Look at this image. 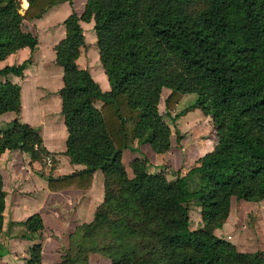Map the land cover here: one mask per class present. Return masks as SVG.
<instances>
[{
	"label": "trees",
	"instance_id": "1",
	"mask_svg": "<svg viewBox=\"0 0 264 264\" xmlns=\"http://www.w3.org/2000/svg\"><path fill=\"white\" fill-rule=\"evenodd\" d=\"M61 1L27 0L21 11L22 0H0V59L21 47L33 50L38 37L22 29L23 20L41 17ZM91 19L108 90L77 63L85 44L80 20ZM63 24L65 35L54 51L63 69L58 92L67 128L64 152L85 167L49 175L47 181L52 190L89 188L93 171L103 172V201L93 219L75 233H81L83 243L102 230L108 242L103 249L93 243L83 246L84 263L89 264L88 253L96 251L111 264H264L261 250L240 251L214 233L233 197H264V0H86L82 12L72 9ZM29 61L0 67V76H23ZM163 87L169 88L165 113L174 121L186 110L199 108L210 117L216 141L183 175L168 179L163 170L148 172V159L142 156L130 162L129 176L122 150L134 149L136 138L148 141L156 152L171 146V127L158 106ZM20 89L19 83L0 79V114L20 112ZM187 92H194L195 99L171 115ZM15 147L32 159L48 153L37 128L18 119L0 130V154ZM111 177L119 183L111 195L116 217L106 211ZM193 201L200 205L203 221L197 228L189 226ZM4 207L0 170V232ZM133 210L137 226L123 216ZM23 223L22 236L41 237L39 213ZM134 238L139 240L132 242ZM70 247L55 264L75 263ZM24 264H42L40 242L29 247Z\"/></svg>",
	"mask_w": 264,
	"mask_h": 264
},
{
	"label": "crops",
	"instance_id": "2",
	"mask_svg": "<svg viewBox=\"0 0 264 264\" xmlns=\"http://www.w3.org/2000/svg\"><path fill=\"white\" fill-rule=\"evenodd\" d=\"M71 1V3L68 0L55 3L41 17L23 20L22 29L37 35V46L33 50L27 46L21 47L0 59V67H2L6 64L20 63L30 57V61L24 68L23 76L12 73L0 76V79L17 82L21 87V110L19 113L13 110L2 112L0 130L10 127L14 119L26 122L37 128L43 147L48 151L45 156L36 159H32L28 152L19 147L6 148L0 154V170L5 190L3 225L0 232V264H24L28 257L29 247L37 242L41 243L42 264L59 262L69 247L76 229L80 224L93 219L96 207L104 198V184L103 189L94 186L97 169L93 171L89 188L52 190L48 187L49 175L70 174L85 167L83 163L71 162L64 152L67 128L61 113V97L58 92L62 86L63 69L55 62V51L51 50L65 35V26L63 31L62 24L61 31L53 28V25L58 23L56 20L59 19L58 21L63 23V19L72 9L80 14L86 2V0ZM27 5V0L26 4L22 0L21 11ZM83 21L80 20L82 27ZM43 24L48 31L42 38L39 29ZM84 37L85 44H88L85 34ZM85 44L80 48L77 63L89 70L102 90H108L110 84L103 67L101 70V67L95 66L92 70L91 65L80 63L79 59L82 50L86 47ZM48 49L52 52L51 55L47 53L49 58L46 57ZM162 89H167L164 95L166 96L169 88L163 87ZM164 98L163 95L160 96L158 106L162 103L164 105ZM96 105L99 106L100 101H97ZM208 140L209 137H206V140H196L184 147L175 146L171 140L168 150L156 152L149 142L138 147L139 138H136L133 141L135 148H124L122 158L125 156L130 164L134 157L146 156L148 162H166L173 168L184 164L190 168L198 158L195 154L207 147ZM122 162L128 173L127 164L123 160ZM102 181H104L103 172ZM33 213H39L42 217L44 227L41 237L22 236L26 230L23 221ZM249 215L253 216L252 220H249ZM214 232L230 240L239 250L264 251V197L257 201L233 197L227 217L222 226L215 228ZM94 254V252L89 253V264H95L92 259ZM105 258L100 261L103 262L102 264L108 262Z\"/></svg>",
	"mask_w": 264,
	"mask_h": 264
},
{
	"label": "rangeland",
	"instance_id": "3",
	"mask_svg": "<svg viewBox=\"0 0 264 264\" xmlns=\"http://www.w3.org/2000/svg\"><path fill=\"white\" fill-rule=\"evenodd\" d=\"M25 1L26 0H24V4H26ZM58 20L59 19L56 20V22H58V23L53 25V28L58 30V31L59 30L61 31V24H62L63 31H64V24L61 23L62 21H58ZM40 27L41 28L39 29V31L40 30L41 31L39 34L43 38L45 33H47L48 29L46 30V28L44 27V24L40 25ZM83 30H84L83 31L84 34L86 35V40L88 41V44H85L86 47H85V49L82 50V54L80 56L79 61L82 64L91 65L92 70L95 69V66L101 67V70H102V64L99 60L98 49H97L96 40H95L96 33L94 31V28H93V20L83 21ZM51 50H53V52H54V46H53V49H51ZM51 50L50 49L46 50V57L49 58V56H48L49 54H47V53H50V55H51V53H52ZM95 52H96V54H94ZM166 91H167V89L161 90V95H163V97H165L164 95H165ZM195 97H196V94L194 92L183 93L180 100L176 103L174 110L171 111V115H174V113L178 112L179 110L186 108L195 99ZM159 110L163 114L164 120L166 122H168L170 127H171V140L173 141V144L175 146H177V147L188 146L190 143H193L196 140H202V139L206 140V137H209V140L207 142L208 143L207 147L202 149L198 153H196L195 156L200 157L201 155H203L207 151L211 150V148H212L211 146H213V144L216 141L215 140L216 139L215 129H214V126L211 122L210 117L208 115L204 114L199 108L196 107L193 109L186 110L184 113L177 116V118L174 121L171 118V116H169L167 113H165V108H164L163 103L160 104ZM177 134L181 135L180 139H177ZM213 135H214V137H213ZM146 142H148V141H146L145 139H139L138 147H140V145L142 147V145H144ZM122 160L127 164L128 173L130 176H132L133 172H132L131 165L128 163L129 159H126V157L123 156ZM196 162H197V159L195 160V164L191 165V167L196 165ZM147 165H148V167H147L148 172L154 173V172H158L160 170H163L168 179L175 177L176 174L183 175L189 169V167L184 166V164H182L178 168H173L171 165L167 164L166 162H164V163L148 162ZM96 173H97V175H96V177H94V186H96V187L99 186L101 189H103L104 181H102V170L97 169ZM103 180H104V175H103ZM192 184H194V183H192ZM118 185H119L118 181L116 179H114L113 177H111L107 182V189H108V191H110V196H109V202H108L109 208L106 211H108V215L111 217H116V212L112 206V203L115 204L116 200L113 201L111 195L115 194V190L118 188ZM117 194H119V191L116 192V195ZM118 201H120V199ZM195 201H193V203L191 204V208H190L191 211H189V218H190L189 226H190V228H197L203 224V221L201 218L200 205L199 204L197 205L196 203H194ZM137 211H139V210H137ZM135 214H136L135 210L130 211L129 213H125V211L123 212V216L127 217L129 220L132 221V223L134 225L137 226L138 225L137 221L133 218V216ZM252 218H253V216L249 215V220H252ZM214 230H215V228H214ZM216 235H218V234H216ZM218 236L223 237L222 235H218ZM82 239L83 238L81 236V233L76 232L72 236V241L70 243L71 247H70L69 252H71L73 257H75V263L74 264H85L84 263L85 251L82 250L83 246L86 247L87 245L93 243L99 249H103L104 244H106L108 242V239H106V236L103 234L102 230H100L99 233L96 235V237H93L92 241H90V242L88 239L87 240L84 239V241L82 243ZM138 240H139V238H134L132 240V242H137ZM240 251H242V250H240ZM90 252L95 253L93 256L94 258H92L93 263L102 264L103 262H100V261H103L104 258L106 257L107 261H108V262H106V264L107 263L111 264L110 259L106 255H104L103 253L96 252V251H90ZM249 252H252V251H249ZM89 253H88V257H89ZM261 255L264 258V251L261 252ZM136 257H139V256L136 255ZM153 257L150 259H153Z\"/></svg>",
	"mask_w": 264,
	"mask_h": 264
},
{
	"label": "built area",
	"instance_id": "4",
	"mask_svg": "<svg viewBox=\"0 0 264 264\" xmlns=\"http://www.w3.org/2000/svg\"><path fill=\"white\" fill-rule=\"evenodd\" d=\"M48 161H50V159H48Z\"/></svg>",
	"mask_w": 264,
	"mask_h": 264
}]
</instances>
